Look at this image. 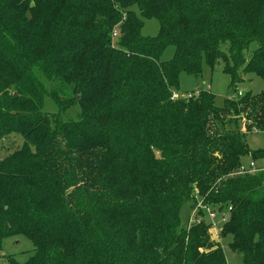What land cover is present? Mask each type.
<instances>
[{
  "label": "trees",
  "instance_id": "1",
  "mask_svg": "<svg viewBox=\"0 0 264 264\" xmlns=\"http://www.w3.org/2000/svg\"><path fill=\"white\" fill-rule=\"evenodd\" d=\"M221 61L237 96L179 93ZM245 72L264 81V0H0V244L25 236L24 264H228L207 212L191 222L201 200L264 264V169L238 173L264 87L239 95Z\"/></svg>",
  "mask_w": 264,
  "mask_h": 264
},
{
  "label": "rangeland",
  "instance_id": "2",
  "mask_svg": "<svg viewBox=\"0 0 264 264\" xmlns=\"http://www.w3.org/2000/svg\"><path fill=\"white\" fill-rule=\"evenodd\" d=\"M159 27L160 23L157 19H146L142 27V33L144 35L154 36L158 33ZM174 52V45H168L161 55V60L172 59L174 57ZM222 67V61L217 64L213 70L204 64L203 72L200 76H193L182 72L179 79V93L184 94L196 91L198 89L208 88L215 94L216 105L222 106L225 99L237 96L236 92L233 91L231 86L229 74L224 72ZM241 77L242 79L237 84L238 91H241L242 93L251 92L252 94L262 91L264 87V81L259 75L253 72H245L241 75ZM45 110L49 113V115H51V117H53L54 113L57 112V107L49 96H47L45 100ZM77 110L78 108L72 109L68 112L66 117L76 118ZM52 122H54V120H52ZM246 140L251 149L258 150L260 152L258 153V156L245 157L243 160V165L249 169L250 164L253 162L259 168L264 167V131H251L247 133ZM20 141L23 143L22 138ZM204 212H208V208H206ZM190 213V204H185L181 210V219L184 225H187ZM215 216V220H212L207 214V220L215 223L214 227H212L210 230L212 240L221 244L228 264H242V254L231 249L229 245L231 239L230 236H222L221 234V228L225 222L223 218L225 217L227 220L229 216L228 211L225 210L222 213L216 211ZM193 221H195V219H193ZM32 252V243L22 235L6 237L0 244V255H12L21 264L26 263Z\"/></svg>",
  "mask_w": 264,
  "mask_h": 264
},
{
  "label": "built area",
  "instance_id": "3",
  "mask_svg": "<svg viewBox=\"0 0 264 264\" xmlns=\"http://www.w3.org/2000/svg\"><path fill=\"white\" fill-rule=\"evenodd\" d=\"M114 36H116V33H114ZM239 95L242 94L241 91L238 92ZM175 98H178V95L175 94L174 95ZM260 169H264V167H257L255 163H251L249 169H247L243 164L239 167L238 173H251V172H257ZM207 207L204 206L203 202L200 200L199 203L197 204V207L195 208V210L192 212V216H191V222L193 221V219H195V221L197 219H199L200 217L198 216V211L200 209H206ZM208 216L212 219L215 220L216 216H215V211L211 210L208 208V212H207ZM226 221V218H223ZM212 222V221H211ZM215 223L212 222L211 224V228L214 227ZM210 228V230H211Z\"/></svg>",
  "mask_w": 264,
  "mask_h": 264
}]
</instances>
